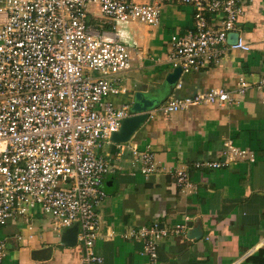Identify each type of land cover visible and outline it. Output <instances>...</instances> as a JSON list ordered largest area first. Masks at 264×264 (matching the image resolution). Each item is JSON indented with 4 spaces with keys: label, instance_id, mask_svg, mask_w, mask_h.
I'll list each match as a JSON object with an SVG mask.
<instances>
[{
    "label": "built area",
    "instance_id": "obj_1",
    "mask_svg": "<svg viewBox=\"0 0 264 264\" xmlns=\"http://www.w3.org/2000/svg\"><path fill=\"white\" fill-rule=\"evenodd\" d=\"M167 1L193 12L188 28L169 37L164 57L172 71L180 69L178 79L217 65L226 46L249 50L240 38L235 45L227 42L244 13L238 0ZM160 14L159 5L136 0H0V227L38 216H46L58 234L77 224L81 264H101L94 251L96 208L106 197L103 178L113 171L101 153L114 143L111 137L122 121L134 115L127 102L115 104L126 91L123 76L134 63V45L119 26L155 27ZM251 85L264 90V76ZM249 87L239 79L234 91L214 88L173 96L147 117L198 104L221 107ZM224 145L231 161L247 155ZM130 151L139 173L155 171L153 153ZM221 166L193 164L196 170ZM172 178L181 193L194 192L185 170L175 171ZM183 228L152 223L128 229L123 238L139 243L140 253L153 260L158 243ZM6 254V242L0 239V264Z\"/></svg>",
    "mask_w": 264,
    "mask_h": 264
},
{
    "label": "crops",
    "instance_id": "obj_2",
    "mask_svg": "<svg viewBox=\"0 0 264 264\" xmlns=\"http://www.w3.org/2000/svg\"><path fill=\"white\" fill-rule=\"evenodd\" d=\"M136 1L159 5L160 21L151 28L119 26L121 35L134 43V63L123 76L126 91L116 105L142 103L151 105V112L173 96L214 88L234 91L239 79L250 87L221 107L198 104L170 115L155 111L126 143L104 146L101 154L113 171L102 181L106 197L96 208L94 251L101 264H264V90L251 85L264 76V0H238L244 13L235 32L249 50L226 46L217 65L177 79L181 89L165 83L172 70L158 54L163 51L165 57L169 37L188 28L192 9L167 0ZM131 25L141 28L138 39L126 29ZM225 143L246 151V157L229 160ZM132 148L154 154L153 173L138 172ZM196 162L223 166L196 170ZM177 170L188 173L194 192L176 188L172 175ZM152 223L184 227L158 243L153 260L140 253L139 243L123 238L128 229ZM195 227L201 236L190 239ZM60 235L43 216L9 221L0 227L7 253L3 264H81L80 244L63 246Z\"/></svg>",
    "mask_w": 264,
    "mask_h": 264
},
{
    "label": "water",
    "instance_id": "obj_3",
    "mask_svg": "<svg viewBox=\"0 0 264 264\" xmlns=\"http://www.w3.org/2000/svg\"><path fill=\"white\" fill-rule=\"evenodd\" d=\"M238 33H230L227 36V42L230 45H235L238 39ZM180 75V69L175 68L172 72H170L166 78H165V83L167 85L173 86L178 77ZM138 96V95H137ZM136 96V97H137ZM151 105H143L137 104V103H132L131 105V111L134 113V115L125 118L120 126V129L117 133H114L111 137L112 142L115 144L119 143H126L132 134L137 130V128L147 119V112H148V107ZM77 234H78V229H77V224H74L72 227L65 229L61 235L59 236V242L63 246L67 247H74L77 244ZM201 233L199 231L198 227H195L191 229L189 232L188 237L190 239H198L200 238Z\"/></svg>",
    "mask_w": 264,
    "mask_h": 264
},
{
    "label": "rangeland",
    "instance_id": "obj_4",
    "mask_svg": "<svg viewBox=\"0 0 264 264\" xmlns=\"http://www.w3.org/2000/svg\"><path fill=\"white\" fill-rule=\"evenodd\" d=\"M129 27V26H128ZM126 28V29H128L129 31H132L135 35H136V37H137V39H138V36L139 35H142V30H141V28H139V27H134V26H130L129 28ZM135 40V39H134ZM136 43V42H135ZM132 44L134 45V43L132 42ZM137 45H138V43H137ZM140 47V46H139ZM158 56H160V58H164V52L162 51V53H159L158 54ZM44 217H46V216H44ZM62 233V232H61Z\"/></svg>",
    "mask_w": 264,
    "mask_h": 264
}]
</instances>
